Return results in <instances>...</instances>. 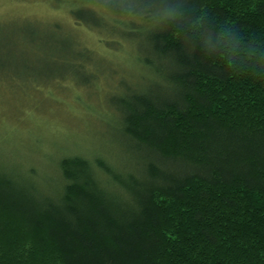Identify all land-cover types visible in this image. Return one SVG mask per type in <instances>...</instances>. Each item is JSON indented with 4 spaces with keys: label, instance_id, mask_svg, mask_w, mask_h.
<instances>
[{
    "label": "trees",
    "instance_id": "obj_1",
    "mask_svg": "<svg viewBox=\"0 0 264 264\" xmlns=\"http://www.w3.org/2000/svg\"><path fill=\"white\" fill-rule=\"evenodd\" d=\"M68 1L153 79L111 98L129 167L66 157L48 190L0 163V264H264V0Z\"/></svg>",
    "mask_w": 264,
    "mask_h": 264
},
{
    "label": "rangeland",
    "instance_id": "obj_2",
    "mask_svg": "<svg viewBox=\"0 0 264 264\" xmlns=\"http://www.w3.org/2000/svg\"><path fill=\"white\" fill-rule=\"evenodd\" d=\"M72 5L0 0V163L13 175L34 169L48 190L66 157L129 167L111 98L153 79L141 37H126L110 21L104 32L91 28L73 17ZM80 15L98 23L93 8Z\"/></svg>",
    "mask_w": 264,
    "mask_h": 264
}]
</instances>
